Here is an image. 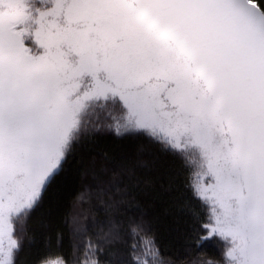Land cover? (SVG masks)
<instances>
[{"label": "snow or ice", "instance_id": "obj_1", "mask_svg": "<svg viewBox=\"0 0 264 264\" xmlns=\"http://www.w3.org/2000/svg\"><path fill=\"white\" fill-rule=\"evenodd\" d=\"M141 136L181 160L196 247L264 264V0H0V264L90 134ZM112 184L83 189L70 242L36 264H160Z\"/></svg>", "mask_w": 264, "mask_h": 264}, {"label": "trees", "instance_id": "obj_2", "mask_svg": "<svg viewBox=\"0 0 264 264\" xmlns=\"http://www.w3.org/2000/svg\"><path fill=\"white\" fill-rule=\"evenodd\" d=\"M186 178L181 160L145 137L90 134L68 156L31 212L20 264H36L49 246L55 250L58 235L62 236L61 245L67 248V222L73 202L81 190L99 184L120 189L124 196L122 209L126 216L142 218L159 249L153 259L160 264H180L197 254L220 259L222 244L218 240L196 247L192 238L188 210L199 208L185 186Z\"/></svg>", "mask_w": 264, "mask_h": 264}, {"label": "water", "instance_id": "obj_3", "mask_svg": "<svg viewBox=\"0 0 264 264\" xmlns=\"http://www.w3.org/2000/svg\"><path fill=\"white\" fill-rule=\"evenodd\" d=\"M97 133H100V134H111L113 135L115 138H121V137H124V136H117L114 132L112 131H107V130H104V131H100V132H97ZM127 136V135H126ZM147 139V138H146ZM149 140V139H148ZM150 141V140H149ZM152 142V141H151ZM215 239V238H214ZM220 242V241H219ZM222 244V242H220Z\"/></svg>", "mask_w": 264, "mask_h": 264}]
</instances>
